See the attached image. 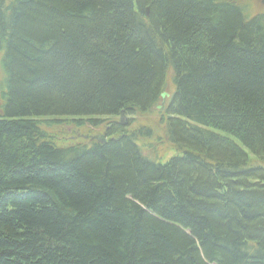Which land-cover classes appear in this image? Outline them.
I'll return each instance as SVG.
<instances>
[{
  "label": "trees",
  "instance_id": "1",
  "mask_svg": "<svg viewBox=\"0 0 264 264\" xmlns=\"http://www.w3.org/2000/svg\"><path fill=\"white\" fill-rule=\"evenodd\" d=\"M171 72L161 164L113 118L157 109ZM91 127L106 143L58 144ZM0 264H264V14L0 0Z\"/></svg>",
  "mask_w": 264,
  "mask_h": 264
},
{
  "label": "rangeland",
  "instance_id": "2",
  "mask_svg": "<svg viewBox=\"0 0 264 264\" xmlns=\"http://www.w3.org/2000/svg\"><path fill=\"white\" fill-rule=\"evenodd\" d=\"M248 4V17H253L255 15L264 14V0H246ZM174 73L171 72L168 80V94L164 101L160 105L162 108L153 109L148 113L145 114H137L134 116L124 115L122 117H115L113 120L117 122H124L126 123L125 126L131 128L130 130L137 129L140 127H148L153 130V137L149 139H140L137 141L139 146L142 148L143 153L147 156L150 160L154 161L155 163L165 164L168 160L176 155V152L173 151L171 145L168 141L165 125L161 122V117L165 116V112L167 107L172 101L173 95L175 93V86L173 84ZM133 119H135L133 122ZM73 129V128H72ZM72 129H67L65 135H61V130L59 131L60 134H55L58 139L59 145L69 146L74 145L77 143H83L85 137L97 136V135H104V128L95 129V128H81L76 132V135H72ZM55 133L58 130H53ZM51 131V132H53ZM78 133V134H77ZM222 133V132H219ZM90 139V138H89ZM170 145V146H169Z\"/></svg>",
  "mask_w": 264,
  "mask_h": 264
},
{
  "label": "water",
  "instance_id": "3",
  "mask_svg": "<svg viewBox=\"0 0 264 264\" xmlns=\"http://www.w3.org/2000/svg\"><path fill=\"white\" fill-rule=\"evenodd\" d=\"M169 97V94L167 92L162 94V103H164L165 99ZM157 108H162L161 105H159ZM86 139H91L93 141H98L99 143H106V136L105 135H97V136H91V137H85Z\"/></svg>",
  "mask_w": 264,
  "mask_h": 264
}]
</instances>
